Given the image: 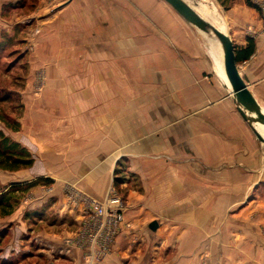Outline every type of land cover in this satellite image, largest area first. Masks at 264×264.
<instances>
[{"label": "crops", "instance_id": "0c3cea01", "mask_svg": "<svg viewBox=\"0 0 264 264\" xmlns=\"http://www.w3.org/2000/svg\"><path fill=\"white\" fill-rule=\"evenodd\" d=\"M15 1L0 0V15L3 6L13 5ZM137 3L146 5L141 1ZM96 4L93 0H40L37 13L32 12L26 17L31 26H39L41 34L36 39V48L40 50L38 53L45 54L42 57L46 68L58 70L57 80H75L73 87L81 84L78 80H100L103 74H107L105 70L113 66V53L109 48L113 40L112 1H108L109 11L104 9L100 14L103 23L99 26L94 23L96 18H92V12L98 10ZM120 4L127 5V2L120 0ZM145 10L135 18L133 28L138 52L143 54V59L160 63L161 58H167L177 63L179 58L175 52L190 53L193 47H199V42H194L192 34L185 30L184 23L187 22L176 12L178 16L172 19L173 16L157 13L150 6ZM115 15L120 21L121 36L125 38L126 47L121 42V58L123 53L128 57V9ZM200 15L206 18L202 13ZM219 22L228 29L235 47L244 46L249 37L255 42L254 54L246 62L237 64V68L250 94L259 103L264 99V34L258 30L259 23L246 6L230 10L226 25L220 19ZM248 26L256 30V36L246 35ZM219 49L220 46H214L210 55L214 65L223 71ZM146 53L152 56L145 57ZM174 67L177 64H172ZM220 77L222 80H199L200 91L197 85L194 86V80H184L186 108L174 109L172 114L159 107L148 111V115L144 108L121 110L123 112L116 114L112 94L107 95L110 100L107 99L104 109L84 110L88 107L83 103L87 98L84 93L72 89L70 92L66 88L59 92L57 101L60 104L56 107L60 108L51 109L47 120L42 117L41 130L36 138L25 141L14 138L30 150L38 144L40 158L33 153L34 163L28 169L0 170L2 185L42 177L56 183L55 188L46 192V198H40L44 210L39 223L47 220L50 231L42 232V235L35 233L32 239L37 240L44 250L49 247L57 252L60 255L57 260L63 264H95L92 263L95 245L91 239L92 224L86 202L90 199L101 202L111 194L114 164L118 159L128 157L130 171L143 181V193H129L124 219L131 224V229L122 228L114 243V253L119 254L125 264H132L137 258L136 261L142 263L146 252L150 253L149 244H152L153 264L160 261L162 249L168 253L170 246L176 254L172 260L175 259L177 264L184 261L199 264L197 255L202 253L203 247L208 254L217 255L220 264L250 261L252 247L241 249L239 244L253 245L256 242L254 237L259 240L263 235L258 234L255 226L254 231L251 225L238 226L240 213L229 214L240 202L238 188L233 183L230 189H225L226 180L235 182L240 178L234 166L246 163L247 160L240 155L243 149L250 148V144L248 142L246 148L241 142L249 136L241 124L240 114L235 112L236 104L225 74ZM107 81L113 83L104 80V84ZM193 102H200L201 107L194 111ZM259 104L261 109L264 108ZM172 105L175 108V104ZM89 106L95 107L93 104ZM169 117L175 123L161 129L160 123ZM178 119L182 120L176 123ZM154 156H165L167 161L156 160ZM252 163L257 164L255 160ZM172 164L177 166L175 174L170 173L169 179L160 180L153 191H149L147 182L157 179V171L165 166H169L171 172ZM226 164L232 166L230 175L225 174ZM76 190L80 194L76 195L77 198L74 197ZM235 197L237 199L232 200ZM11 216L13 213L8 215ZM152 221L157 222L155 231L148 228ZM53 225L58 231H53ZM9 229L12 231V224ZM231 243L232 248L225 247ZM131 249L132 257L128 260ZM112 256L100 264H118Z\"/></svg>", "mask_w": 264, "mask_h": 264}, {"label": "rangeland", "instance_id": "374dc122", "mask_svg": "<svg viewBox=\"0 0 264 264\" xmlns=\"http://www.w3.org/2000/svg\"><path fill=\"white\" fill-rule=\"evenodd\" d=\"M93 1L94 4L97 3L98 10L95 13L92 12V18H96L94 23L99 26V24L103 23L100 19V14H102L104 9L109 11V0H101V2L98 0ZM111 1L113 8V40L109 48L113 53V66L111 69L107 68L105 70L107 74H103L102 77L99 78L101 81L98 80V78H94V80H78L81 84H74V87L73 83H75V80H57L59 75L58 70L47 69L46 62H43L45 54L38 53L39 48H36L38 43L36 39L41 32L39 26L36 27L35 24L31 26V23L26 17L38 10L40 0H16L13 5L7 4L2 7L0 15V131H2L7 138L13 141H16L14 138L18 137L20 140L22 139V141L30 137L36 138L41 130L42 117H46L48 113H52L51 109L60 108L56 107L60 104V102L57 101V95L59 92H63L64 88L70 90V92L71 89L80 91L87 96L86 102L83 103L87 104L88 107H85L86 109L84 110H92L94 108L97 110L104 109L103 106L110 100L107 95L112 94L113 106L114 109H116V114H120L124 110H141V108H144L146 115H148V111L156 110L158 107L161 110H170L172 114V110L174 109L184 110L186 108V102L184 100V80H189L191 78L194 80V86L197 85L199 80H222L220 76L223 77L224 72L219 66L217 67L214 65L210 55L211 48L216 45L220 46L216 37L211 32L203 33L194 26L184 23L187 34H192L194 42L195 40L199 42V47H193L190 53L175 52V55L179 58L177 63H172V61L167 58H161L160 63L150 60L146 61L143 59V54L138 52L137 36L133 35V28L136 24L135 18H139L148 6L154 9L153 11L164 16H173L172 19L178 15H176L175 11L163 0H137L146 3L144 6H140L136 0H125L127 5L123 4L122 6L120 0ZM184 1L199 15L202 13L201 9L204 6L209 8L216 13L224 25H226L225 21L230 10L234 9V7L238 9L241 6H246L243 0H232L227 9L222 7L217 0ZM254 2L259 7L258 10L248 6L246 7L249 8L250 13L254 14L256 22L259 23L258 30L264 34V0H254ZM22 5H25V8L19 9ZM143 7H145L144 10L142 9ZM125 9H128L130 17V32L128 34L130 43L128 46V57L123 53L121 58V47H126L124 45L125 38L121 36L120 21L115 14ZM204 16L206 18L203 16L201 17L217 28L215 22L206 15ZM42 19L44 20L46 18ZM40 20L41 18H38V21ZM35 21L36 19L34 23H36ZM248 27H246V35L252 37L256 36V30ZM90 31H92V28ZM224 32L229 34L226 28ZM122 41L123 45L121 44ZM151 56V53L145 54V57ZM172 64H177V67L172 68ZM153 78H156V80H153ZM104 80H112L113 83L110 84L108 83L109 81H107V84H104ZM63 82L65 84H62ZM91 84L93 86H91ZM197 88L198 91H200V85H197ZM93 95H96L97 98L93 97ZM94 99H97V101H94ZM253 99L260 109L261 105L259 103L264 106V99L259 103L254 97ZM90 104L95 105V107L89 106ZM172 104H175V108ZM191 107L195 111L201 107V103L193 102ZM262 109L264 111L263 107ZM251 116L248 115V118ZM48 118L49 117H46L45 120ZM116 118H118V116H115V119ZM146 118H148V116H146ZM169 119L170 117L160 123L161 129L163 126L165 127V125L172 126V124L175 123L172 118ZM180 120L182 119H178L176 123L180 122ZM240 120L241 124L246 127L249 136V139L245 137L246 139L242 141L241 144L246 147L249 142L250 148L246 147L247 151L246 149L241 151L240 156L247 160L246 163L244 162L239 166H234L236 174L240 175V178L235 182L225 181L226 190L230 189L231 184L235 183L236 188H238L237 192L240 194L238 197L240 202L237 203L235 211L229 212V214L234 215L240 213L241 220L238 226L247 227L251 225L253 231V227L255 226L258 229V234L262 233L263 235V238H258L259 240H256L254 237L256 242L253 245H248L246 243L239 244L241 249L246 246L252 247L251 253L253 254V258H250V261H245L241 264H264V143L260 142L252 132L251 126H255L254 122L248 123L244 122L243 119ZM19 144L26 148L23 142ZM26 149L31 154L33 160V153L40 158L38 144H35V147L33 149L31 148V150L28 148ZM164 157L165 156H154V159L165 160L166 158ZM254 160L257 164L251 165ZM166 167L167 166L162 168L161 171H157V179L147 182L148 186L150 185L149 191L152 192L154 186L159 184L162 179H169L170 173H173L172 175L175 174V167L177 166L172 164L171 172L169 166ZM130 168L131 165L128 157H122L114 164L112 172L111 193H116L122 199L125 206L130 192L135 191L143 193L141 185L143 181L140 180L136 173H132ZM231 168L232 166L230 165H224L226 175H230ZM6 176L9 175L6 174ZM36 179L30 181L21 179L17 183H28ZM117 180L118 183L116 184ZM165 181L167 182L169 180H164V182ZM54 183V181L50 184L37 183L28 192L18 193V201L13 211V216H11V218L8 216L0 217V241H2L0 243V264H63L62 261L57 260L60 256L57 252L49 247L44 250V248L37 243V240L34 241L32 239L35 233L42 235V232L45 233L50 231L47 220H44L43 224L39 223V220H41L43 216L42 211L44 210L42 205H40V198H46V192L55 188L56 183ZM10 185L0 184V189L5 191ZM76 192L74 193L75 196L74 194L72 195L75 198H77L76 195L78 196L79 194L78 190H76ZM37 199L38 201L35 202ZM234 199H237V197L232 198V200ZM9 218L10 221L8 220ZM123 221L129 225V227L125 229L130 230L131 224L125 219ZM245 222L248 225H245ZM9 223L10 225L12 224V231H9ZM52 228L53 231H58L56 226L53 225ZM33 231H35L34 234ZM116 238L117 236L105 247L103 251L105 253L98 259L93 260L92 263L100 264L106 258L113 255L112 258H115L118 264H125L123 262L124 259H120L119 254H116V252L114 253ZM164 247L166 248V246ZM225 247L232 248V243ZM132 250L133 249L129 252L130 256H128V260L132 257ZM148 251L150 253H144L145 257L142 263L141 261H136L138 260L137 258L132 264H153L151 253L152 244H149ZM168 251L167 253L166 250L162 249L159 255L160 261L157 264H177L175 259L172 260L176 255L175 251L172 252V246L168 247ZM155 252L157 251L155 250ZM201 252L202 253L199 252V255H197V263L220 264V261L218 262L217 260V255L213 253V256L211 253L208 254V251L204 247ZM156 255L157 254H155V256ZM180 264L188 263L184 261Z\"/></svg>", "mask_w": 264, "mask_h": 264}, {"label": "water", "instance_id": "95a60500", "mask_svg": "<svg viewBox=\"0 0 264 264\" xmlns=\"http://www.w3.org/2000/svg\"><path fill=\"white\" fill-rule=\"evenodd\" d=\"M163 1L167 3L188 24L194 26L201 32H211L216 37L222 50L223 70L230 86L231 95L233 96L234 102L236 104L237 112L240 114L244 122H254L255 125L257 122H262L264 120L262 110L254 101L252 95L247 89L246 84L239 75L235 55V46L228 34L210 24L184 0ZM248 115L252 116L248 118ZM251 129L255 137L260 142L264 143V137L258 132L256 127L251 126ZM148 228L151 231H155L157 228V222L152 221Z\"/></svg>", "mask_w": 264, "mask_h": 264}, {"label": "trees", "instance_id": "16d2710c", "mask_svg": "<svg viewBox=\"0 0 264 264\" xmlns=\"http://www.w3.org/2000/svg\"><path fill=\"white\" fill-rule=\"evenodd\" d=\"M222 7L227 9L232 0H217ZM245 5L259 9L254 0H243ZM25 8L22 5L19 9ZM15 9V8H14ZM16 10V9H15ZM255 52V42L253 38L246 39V44L241 47H235L237 64L246 62ZM34 160L26 148L18 142L7 138L0 131V170L15 172L32 167ZM52 181L46 178H39L28 183H13L5 191L0 189V217H6L13 213L17 205V194L25 193L32 189L37 183L50 184ZM118 180L116 181V184Z\"/></svg>", "mask_w": 264, "mask_h": 264}, {"label": "built area", "instance_id": "2783aa9c", "mask_svg": "<svg viewBox=\"0 0 264 264\" xmlns=\"http://www.w3.org/2000/svg\"><path fill=\"white\" fill-rule=\"evenodd\" d=\"M86 206L92 224L91 239L95 248L97 246L92 259L96 260L105 253L103 252L105 247L121 232L122 228H128L129 225L123 221L125 205L116 193L112 192L102 202L87 200Z\"/></svg>", "mask_w": 264, "mask_h": 264}, {"label": "bare ground", "instance_id": "6f19581e", "mask_svg": "<svg viewBox=\"0 0 264 264\" xmlns=\"http://www.w3.org/2000/svg\"><path fill=\"white\" fill-rule=\"evenodd\" d=\"M201 12L204 15H206L207 17H209L213 22H215L219 28H221L222 30H224L223 26L219 22V18L216 15V13H214L209 8H206L205 6L201 9ZM219 50H220V55L222 56V51H221V49H219ZM262 114L264 116V112L263 111H262ZM255 127L258 130V132L264 137V120L262 122H257L256 125H255Z\"/></svg>", "mask_w": 264, "mask_h": 264}]
</instances>
